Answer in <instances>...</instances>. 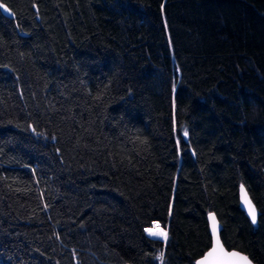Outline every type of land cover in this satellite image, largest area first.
<instances>
[{"label": "trees", "instance_id": "obj_1", "mask_svg": "<svg viewBox=\"0 0 264 264\" xmlns=\"http://www.w3.org/2000/svg\"><path fill=\"white\" fill-rule=\"evenodd\" d=\"M0 5V264H264V0Z\"/></svg>", "mask_w": 264, "mask_h": 264}, {"label": "snow or ice", "instance_id": "obj_2", "mask_svg": "<svg viewBox=\"0 0 264 264\" xmlns=\"http://www.w3.org/2000/svg\"><path fill=\"white\" fill-rule=\"evenodd\" d=\"M0 8H4L3 5H0ZM187 130H184V136H187ZM244 203L248 207L249 215L252 218L253 223H255L256 220V210L252 206L251 201L248 199L247 193H244ZM209 219L211 220V236L214 238L215 246L213 247L212 251L208 253V256L202 260L199 261L198 264H214V259L220 255L224 254L223 245L221 244L220 240V231L221 229L218 226V223L216 221L215 215H210ZM157 230L148 229L150 235L152 236H163L166 238L167 233H165L163 230L159 229V225L156 226ZM232 257H235L236 260L234 264H252L251 260L248 259L246 256H240L238 253H230L229 254Z\"/></svg>", "mask_w": 264, "mask_h": 264}, {"label": "water", "instance_id": "obj_3", "mask_svg": "<svg viewBox=\"0 0 264 264\" xmlns=\"http://www.w3.org/2000/svg\"><path fill=\"white\" fill-rule=\"evenodd\" d=\"M245 192L247 193L248 199L251 201L252 206H253V207L255 208V210H256V220H255V224H256V223L258 222V210H257V208L255 207V205H254L253 201L251 200V198H250V196H249L247 190H246L244 187L241 188V207H242V209L245 211V213L249 216V218L252 220V218H251V216L249 215V212H248V207H247V205H245V203H244V199H243V197H244V193H245ZM210 215H215V214H214V213H211ZM210 215H209V217H210ZM215 217H216V221H217V223H218V226H219V228H220L221 231H222V225H221V223H220V221L218 220V218H217L216 215H215ZM209 222H210V231H211V223H212V222H211L210 219H209ZM252 222H253V221H252ZM221 231H220V240H221V244L223 245L224 254H223V255H220V256H218V257H216V258L214 259V264H234L236 258H235V257H232V256L229 255L230 253H233V252L238 253L240 256H246V257H248L249 260H251V259L249 258V256H247L246 254H244V253H242V252H240V251H238V250H235V249H228V248L223 244V242H222V239H221ZM212 239H213V242H212V246H211V248L205 253V255H204L199 261L204 260V259L208 256V253L211 252L212 249H213V247L215 246L214 238L212 237ZM199 261H198V262H199ZM251 262H252V264H256V263L253 262L252 260H251Z\"/></svg>", "mask_w": 264, "mask_h": 264}, {"label": "rangeland", "instance_id": "obj_4", "mask_svg": "<svg viewBox=\"0 0 264 264\" xmlns=\"http://www.w3.org/2000/svg\"><path fill=\"white\" fill-rule=\"evenodd\" d=\"M157 225H159V229H160V230H163L165 233H167V236H166V238L163 237V236H153V237L162 238L164 241H166L167 238H168V231H167L166 228L162 227L161 224H160L159 222H153V224H152L149 228L146 229V232L149 234V232L147 231L148 229L157 230V229H156V226H157ZM149 235H150V234H149ZM151 236H152V235H151Z\"/></svg>", "mask_w": 264, "mask_h": 264}]
</instances>
